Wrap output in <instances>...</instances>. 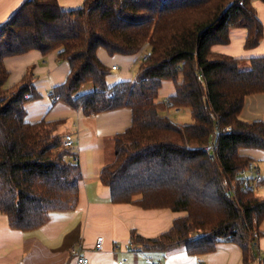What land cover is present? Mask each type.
<instances>
[{"label":"trees","instance_id":"trees-1","mask_svg":"<svg viewBox=\"0 0 264 264\" xmlns=\"http://www.w3.org/2000/svg\"><path fill=\"white\" fill-rule=\"evenodd\" d=\"M232 27L247 29L245 48L258 45L263 29L252 0H84L71 9L58 0L23 1L0 25V211L9 225L34 229L51 211L73 209L78 201L82 174L58 131L64 119H25L26 101L39 96L29 72L4 87L5 57L56 51L69 69L52 88L54 98L84 114L131 110L99 172L110 200L185 212L154 236L132 229L130 245L145 251L183 245L202 254L228 240L240 247L243 264H264L256 250L264 195L250 186V176L238 175L252 160L239 149H264V122L240 117L245 97L264 93V55L245 60L213 51V44L229 41ZM98 47L149 54L133 79L108 85L110 67ZM165 79L175 91L158 99ZM87 82L92 88L81 91ZM171 107L188 108L191 122L171 120L163 113Z\"/></svg>","mask_w":264,"mask_h":264},{"label":"crops","instance_id":"crops-1","mask_svg":"<svg viewBox=\"0 0 264 264\" xmlns=\"http://www.w3.org/2000/svg\"><path fill=\"white\" fill-rule=\"evenodd\" d=\"M23 1L0 0V25ZM83 1L58 0V3L63 9H71L81 6ZM252 5L263 29L258 45L245 48L247 29L232 27L229 41L213 44V51L245 60L264 55V2L252 0ZM146 51L147 48L140 51L139 56V53L108 54L102 47H98L96 53L99 59L109 65L111 70H116L106 76L107 84L134 78L133 66ZM4 64L9 71L4 87L12 86L29 72L35 90L39 93L37 98L25 103L27 121L64 119L58 131L63 137L71 135V154L67 158L78 162L82 177L78 184L76 206L73 209L51 211L48 220L34 229L11 227L7 215L0 211V264H82L77 262V256L81 255L89 259L88 264H243L240 247L228 240L219 242L214 250L202 254H191L183 245L165 251H145L131 246L129 239L132 229L143 236H154L168 229L172 220L185 212L168 208H142L129 202H112L109 187L99 180L102 165L112 159L114 135L123 131L131 122L130 108L123 106L84 114L81 108L54 98L50 94L52 88L63 82L69 69L68 62L58 59L56 51L42 55L40 51L32 49L5 57ZM174 91V83L165 79L158 96L164 99ZM240 117L247 121L259 119L264 122L263 92L245 97ZM242 149L239 152L250 156L263 176L255 186L257 193L264 195V149ZM259 229L262 234L257 239L256 250L263 256L264 219ZM98 236H103L102 249L95 246ZM260 263L259 260H253L247 264Z\"/></svg>","mask_w":264,"mask_h":264},{"label":"built area","instance_id":"built-area-1","mask_svg":"<svg viewBox=\"0 0 264 264\" xmlns=\"http://www.w3.org/2000/svg\"><path fill=\"white\" fill-rule=\"evenodd\" d=\"M149 54V52H147L146 54L143 55V58H145L147 55ZM115 66H113L114 68ZM57 96H55L56 98ZM65 141L66 144L70 145L72 143V137L70 134H66L65 135ZM204 149L211 152L213 151V144H207L206 146H204ZM238 175L240 176H250L252 178V182L250 183V186H253L254 184L259 183L263 176L259 171V168L257 166V164L251 160L247 163V165L243 168H241L238 171ZM95 246L97 249H102L103 248V236H98L96 238V242H95ZM148 261H150V259H147ZM77 262L78 263H82V264H88L89 263V259L85 256H77Z\"/></svg>","mask_w":264,"mask_h":264},{"label":"rangeland","instance_id":"rangeland-1","mask_svg":"<svg viewBox=\"0 0 264 264\" xmlns=\"http://www.w3.org/2000/svg\"><path fill=\"white\" fill-rule=\"evenodd\" d=\"M104 49V48H103ZM105 50V49H104ZM143 50V49H142ZM141 50V51H142ZM147 52H149L148 50L144 53V54H146ZM137 53H139V54H137ZM137 53H135V54H137V56H139L140 55V51L139 52H137ZM109 54V53H108ZM144 54H142V56L140 57V60L141 59H144L143 58V55ZM139 59H137V61L135 62V65L133 66V69H134V72H135V74H136V70L135 69H137V64L139 63V61H138ZM117 65V64H116ZM109 66V65H108ZM118 66H119V64H118ZM244 67H246V66H248V63H244V65H243ZM115 70V69H114ZM113 69L111 70H109V73L110 72H112V71H114ZM116 71V70H115ZM108 73V74H109ZM107 74V75H108ZM134 74V75H135ZM135 77V76H134ZM133 79V78H132ZM91 87H92V85H91V83H89V82H87V83H84L83 85H82V87H81V91H84V90H89V89H91ZM175 87V86H174ZM160 89V88H159ZM159 91V90H158ZM168 97V96H167ZM167 97L166 98H164V100H166L167 99ZM157 98L158 99H160L159 98V96L157 95ZM179 108H183L182 110H180V111H178V109ZM176 111H178V113L176 112ZM164 114H166L171 120H173L174 122H178V123H187V122H191V115H190V111H189V109L188 108H185V107H171V108H166L165 109V111L163 112ZM64 139H65V137H64ZM65 143H66V141H65ZM208 144H210V143H208ZM68 145V144H67ZM207 144H205L204 146H206ZM70 146V145H69ZM243 149L242 150H246L247 148H250V147H242ZM257 192H258V190H257Z\"/></svg>","mask_w":264,"mask_h":264}]
</instances>
